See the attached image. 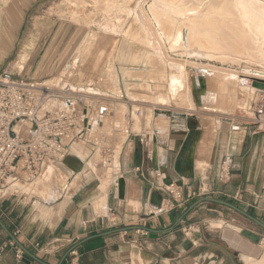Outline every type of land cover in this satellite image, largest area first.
<instances>
[{
    "label": "crops",
    "instance_id": "0c3cea01",
    "mask_svg": "<svg viewBox=\"0 0 264 264\" xmlns=\"http://www.w3.org/2000/svg\"><path fill=\"white\" fill-rule=\"evenodd\" d=\"M3 47L1 43L0 48ZM115 49L108 56L114 53L119 65L114 62L116 93L107 65V69L92 75L88 69L91 65L84 70L75 64L64 77L85 89V101L115 99L114 112L101 123L103 130L92 129L69 143L61 161H45L33 183L22 179L18 194L0 198V220L33 255L23 253L17 259L15 248L10 245L12 240L0 228V264H67L71 250L76 253L75 264H254V255L223 237V228L217 221L251 231L259 239L264 237V230L234 210L206 201L175 223L188 205L200 197L230 202L264 222V132L250 118L242 119L249 114L255 89L234 108V112L240 111L237 117L232 116L234 112L211 111V124L203 126L201 117L192 112L197 109L182 107L187 103L184 99L179 98L175 105L183 112L171 109L172 105L164 107L161 98L168 101L162 94L156 97L160 104L131 99L133 96L128 93L154 94L158 89L152 84L157 82L152 72H146L148 67L126 63L124 52L117 57ZM24 60L22 54L18 63ZM97 63L93 61L92 67H97ZM123 66L128 70L122 71ZM79 67L82 71H78ZM200 82V90L189 89L188 78L180 96L192 98V90L201 105L205 87ZM130 85L137 86L135 92H131ZM173 98L177 99L174 95ZM135 108L140 115L135 114ZM234 120L240 121L239 131H230ZM113 123L127 126L129 134L114 133ZM107 149L112 153L111 165L103 166L100 159ZM116 154L117 167L113 166ZM223 159L228 160L230 167L227 182L218 180ZM121 176L125 179L123 199L118 197L117 188ZM102 180L107 183L105 191L100 188ZM34 183H43L45 190L38 188L33 194L28 188ZM170 183L181 191L180 200L161 186ZM47 191L52 200L44 197ZM100 202H104L105 209L98 211ZM188 227L193 230L187 236L184 232Z\"/></svg>",
    "mask_w": 264,
    "mask_h": 264
},
{
    "label": "rangeland",
    "instance_id": "374dc122",
    "mask_svg": "<svg viewBox=\"0 0 264 264\" xmlns=\"http://www.w3.org/2000/svg\"><path fill=\"white\" fill-rule=\"evenodd\" d=\"M147 2L148 0H0V44L2 43L4 46L3 49L0 48V72L4 70L13 71L54 85L58 83L61 76L65 77L70 71V66L75 64L81 66L84 70L91 65V68L88 69L93 72L92 75L100 73L108 66L111 74L110 80L111 82L114 81V88L117 89L118 78L115 77L114 71L116 73V66L119 65L115 62L114 53L111 55L114 48H116L117 57L124 52L126 63L141 64L146 68L148 67L146 72H152L154 80L157 82L152 84L154 89H158L154 94L148 93V96H139L135 93L128 94V96H133L131 99H142V101L148 103L160 104L157 103L156 97L162 94L166 96L168 101L164 107L172 105L171 109L179 112L184 110H180L178 106H175L176 101L179 98L184 99L187 104L196 107L197 110L192 112L201 117L199 118L203 121V126L211 124L208 116L211 111L234 112V108L240 106L249 97V92L241 90L237 81L226 79L224 74L212 73L202 68L198 69L202 72L199 77L205 78L206 74L214 75L212 80L209 79V83H205L206 85L203 83L204 80L200 78L205 91L201 95L202 104L199 106L196 94L192 96V90V98L180 96L174 99L171 92L165 89L166 81H169V77L167 79L168 74H170L169 69L163 67L161 55L155 54L158 50L155 46L156 43L152 42L151 44L149 39L151 33L137 16L138 5L143 3L144 6H147ZM109 17L112 19L118 17L114 19L121 28L117 43H115L113 35L104 34L97 30V23ZM85 39H88V41H85ZM171 44L172 39L165 44V51L173 57L178 52H185L186 55L183 57L186 62L192 60L191 62L195 61L201 65L212 64L218 67V70L232 67H239V69L249 67L258 72H264V52H261L258 58L253 59L254 61H249L244 57H235L228 54L214 55L209 52L197 54L189 50L190 48L185 47V49L183 46L173 44L172 46ZM109 51L110 56H108ZM22 54L25 55V60L23 63H18ZM139 56L140 58H138ZM93 61H98L95 68L92 67ZM112 67L114 70H112ZM8 68L9 70H7ZM122 68L125 71L128 70L126 66L120 69L122 70ZM78 71H82V69L79 67ZM47 74L50 75L46 76ZM59 74L60 77L57 78ZM150 76L149 74V79H151ZM188 78L190 82L189 89L195 87L196 90H200L202 87L201 82L195 80L192 83L190 75H188ZM108 86L113 87V84L108 83ZM139 87L143 88L145 86ZM136 88L137 86L130 85L131 92H135L134 89ZM109 101H111V105H115L113 99H109ZM182 101L178 102L181 103ZM232 114V116L237 117L240 111L237 110ZM223 115V117L227 116ZM21 132L25 134L22 129ZM119 136H125V134ZM101 161L103 166L104 164L108 166L106 162H110L105 157L100 159ZM221 162L222 160L219 163L218 171ZM42 184L36 185L34 183L29 186L28 190L31 189L33 194L37 192L38 188L45 190L41 186ZM173 188L175 189L176 186ZM31 190L29 194H31ZM166 192L170 194L168 191ZM180 195L177 198L179 200L182 197L181 191Z\"/></svg>",
    "mask_w": 264,
    "mask_h": 264
},
{
    "label": "built area",
    "instance_id": "2783aa9c",
    "mask_svg": "<svg viewBox=\"0 0 264 264\" xmlns=\"http://www.w3.org/2000/svg\"><path fill=\"white\" fill-rule=\"evenodd\" d=\"M45 82L13 71L0 72V198L18 194V184L22 179L33 183L45 161H61L69 143L92 131L93 122L102 123L113 112L109 99L85 101L84 96L81 99L78 95H84L85 89L79 90L64 77L54 85ZM66 83L68 85L64 87ZM248 109L249 115L242 119L250 118L264 132V91L255 89ZM134 112L136 115L141 113L137 108ZM22 120L30 125L25 134L21 132ZM239 120L233 121L230 131L240 130L242 120ZM112 129L114 133L128 135L130 132L127 126L121 127L117 123L112 124ZM103 152L110 161L106 162L109 165L110 150ZM229 178V162L223 159L218 180L227 182ZM161 186L174 199L181 196L173 184ZM66 187L64 184L63 188ZM192 230L188 227L185 235H191ZM259 243L264 253V237L260 238ZM10 245L15 248V257L21 258L23 251L13 241ZM75 255L74 250L69 252L67 264H75Z\"/></svg>",
    "mask_w": 264,
    "mask_h": 264
},
{
    "label": "bare ground",
    "instance_id": "6f19581e",
    "mask_svg": "<svg viewBox=\"0 0 264 264\" xmlns=\"http://www.w3.org/2000/svg\"><path fill=\"white\" fill-rule=\"evenodd\" d=\"M147 4V6H144L143 3L138 5L137 16L142 20H140L142 24L150 31L152 35V37L151 35L149 37L151 44L152 42L154 44L156 43L155 46L158 50L155 54L161 55L163 67L169 69L170 74L167 76V79L169 77V81H166V88L175 97H180V92L184 89L188 75L191 76L192 83L195 80L200 81L201 78L204 80L203 83L207 84L209 83L208 81L214 78V75L208 74H206L207 78L205 76V78L199 77L202 73L198 70L199 68L212 73L224 74L226 79L237 81L239 88L245 92H249L253 88L246 82L248 78L257 77L264 79V72H258L249 67L240 69L239 67H232L218 70V67L212 64L201 65L195 61L191 62L192 60L186 62L184 58L186 55L185 52H178L173 57L165 51V44L172 39L173 45L190 48L189 50L197 54H203L204 52L213 53L214 55L228 54L235 57H244L249 61L258 58V55L264 52V0H148ZM111 17L98 22L97 30L104 34L113 35L115 37L114 41L117 43V37L121 32V28L114 21L118 17L113 19ZM85 41H88V39H85ZM122 71H125V69L122 68ZM45 83L49 82L46 81ZM114 90L118 91V88H114ZM78 95L81 99L84 96L82 94ZM85 97L88 98L86 95ZM160 101L164 103L166 100L161 98ZM181 105H183L182 107L196 109L195 106L187 103ZM29 126L28 122L21 121V129L24 133L29 129ZM102 128L103 125L101 123L93 122L92 129L95 131L100 129L101 131ZM113 163V166L117 167V154ZM105 184H107L105 181L102 182V185L100 184L102 186L100 188L104 191L106 188ZM48 190L51 191L50 189ZM44 197L48 200L53 199L49 192L47 197ZM104 207V202H102L98 206V211L105 209ZM217 222L223 228V237L227 241L234 246L238 245L240 248L248 250L252 256L254 255L252 258L257 259L254 260V264H264V256H257L260 250L259 247L249 243L248 238L240 233L238 226L222 220Z\"/></svg>",
    "mask_w": 264,
    "mask_h": 264
},
{
    "label": "water",
    "instance_id": "95a60500",
    "mask_svg": "<svg viewBox=\"0 0 264 264\" xmlns=\"http://www.w3.org/2000/svg\"><path fill=\"white\" fill-rule=\"evenodd\" d=\"M246 82L249 83L253 87V89H256V90H259V91H264V79L257 78V77H251V78H248L246 80ZM67 85L68 84L66 83L64 85V87H66ZM73 88H75V87H72V89ZM79 90H81V89H79ZM171 94H173V93L171 92ZM174 94H176V93H174ZM166 103L164 102V104H162V105H165ZM42 112H46V111H42ZM192 116H195V115H192ZM117 188H118V197L120 199H123L124 198V194H125V179L122 176L117 179ZM206 201L207 202L217 203V204H220V205H224V206H226V207L234 210L235 212L241 214L242 216L250 219L251 221H253L254 223H256L259 227H261L264 230V222L263 221L255 218L254 216H252L249 213L243 211L242 209H240L239 207H237L236 205H234V204H232L230 202H227V201H224V200H221V199H216V198H213V197H200V198L194 200L190 205H188V207L180 215V217L177 219V221H176L175 224L179 223L182 220V218L189 211H191L195 206H197L198 204H200L202 202H206ZM0 228L5 233L8 234V236L10 237V239L16 244V246H18L23 251V253H26L28 255H31L30 252L15 238V236L12 233L9 232V230L6 228V226L2 223L1 220H0ZM117 230H122V228L117 229ZM240 233L243 236L247 237L248 239H250V240H252V241H254L256 243L260 241L259 236L255 235L251 231H248L246 229H241L240 228ZM259 249H260L259 250V253H261L262 252L261 246H259ZM31 256L33 257V255H31Z\"/></svg>",
    "mask_w": 264,
    "mask_h": 264
}]
</instances>
